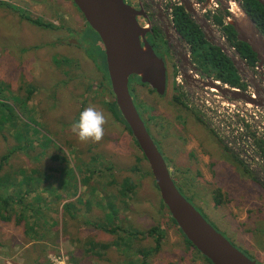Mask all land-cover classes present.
Masks as SVG:
<instances>
[{
  "label": "rangeland",
  "instance_id": "rangeland-1",
  "mask_svg": "<svg viewBox=\"0 0 264 264\" xmlns=\"http://www.w3.org/2000/svg\"><path fill=\"white\" fill-rule=\"evenodd\" d=\"M12 9L53 28L35 26ZM213 29L215 39L221 43L222 38L226 44L221 30ZM94 41L101 44L71 1L0 0L1 99L20 114L10 131L3 132L10 134L12 146L16 144L12 135L18 132L25 140L35 139L29 151L28 144L22 143L13 163L41 170L38 179L42 183L37 180L35 184L43 189L40 193L45 201L39 209L47 222L42 224L38 244L32 245L19 218L0 219V264H52L50 257L61 255L68 257L69 264H139L143 251L156 246L155 238L148 234L155 226L163 231L162 247L145 264H206L161 207L159 190L132 133L109 111L108 98L96 93L103 73L95 61L97 54L90 50ZM181 43L189 54L187 44ZM178 58L169 54L165 96L140 82L142 85H130L133 99L142 105L138 110L147 119L186 199L236 248L264 264V161L252 148V136L260 137L259 129L264 130L262 109L249 106L245 111L243 105H230L215 90L185 83ZM180 94L193 114L173 103L174 95ZM89 104L110 117L99 143L80 142L71 131ZM30 127L41 133L33 135ZM8 149L0 139V158ZM52 153L62 160L53 161ZM62 163L70 175L59 181L60 171L49 169ZM128 178L137 187L123 198L122 183ZM45 188H53V193ZM70 202L77 210L83 209L76 218H68L64 211L63 206ZM111 203L118 207L113 209L120 212L117 217L110 218L103 208ZM86 208L92 210L90 216L84 213ZM117 225L130 235L112 232ZM107 244L109 248L104 249Z\"/></svg>",
  "mask_w": 264,
  "mask_h": 264
},
{
  "label": "water",
  "instance_id": "water-1",
  "mask_svg": "<svg viewBox=\"0 0 264 264\" xmlns=\"http://www.w3.org/2000/svg\"><path fill=\"white\" fill-rule=\"evenodd\" d=\"M70 1L78 8L88 26L102 43L109 83L119 112L147 161L161 201L177 227L193 247L212 264H258L218 232L181 193L171 176L164 156L139 114L130 89L132 78L139 77L142 84L148 85L160 96L166 95L168 87L167 64L146 40L145 36L148 31L142 29L137 20V16L141 13L126 4L124 0ZM217 1L221 4L223 11L227 12L228 23L234 28L237 40L251 48L257 57L259 67L263 69L264 36L244 8L242 0ZM256 1L264 6V0ZM182 2V7L188 14L193 15L192 18L204 31L207 40L227 54L239 71L240 63L244 60L232 54L222 42L216 41L213 36V26L206 18L195 12L192 0H182ZM171 22L166 27L168 41L171 37L169 31L173 30L186 45V40ZM178 57L182 63L181 74L185 83L196 85L191 75L198 73V68L192 62L190 52L188 54L185 50L179 51ZM184 64L191 69V75L185 71ZM246 65L249 67L248 63ZM202 79V87L206 90H215L216 94H219L227 103L254 106L264 110V99L261 97L264 95V90L261 88V82L257 83L252 80L255 89L253 94H248L246 91L224 86L210 78Z\"/></svg>",
  "mask_w": 264,
  "mask_h": 264
},
{
  "label": "trees",
  "instance_id": "trees-1",
  "mask_svg": "<svg viewBox=\"0 0 264 264\" xmlns=\"http://www.w3.org/2000/svg\"><path fill=\"white\" fill-rule=\"evenodd\" d=\"M244 7L248 11L252 19L255 21L259 31L264 36V6H262L256 0H245ZM12 10H14L22 19L28 21L29 23L35 26H38L43 29L53 28V25L51 24L44 23L40 19L34 18L30 15L29 16L25 15L23 14L24 12L20 13L19 9H12ZM208 18L217 28L221 30L222 36L225 38L228 45L231 48L235 49L237 53L244 60H246V62L251 67L255 68L258 63L257 57L252 52L251 48L248 45L239 42L237 40V35L235 33L234 28L226 21V18H228L227 12L219 11L213 16L208 15ZM173 24L177 32L186 40L191 53L190 54L191 60L194 63V65L198 68L197 74L201 78H207V79L210 78L220 83L223 82L222 84L226 86L240 89L243 91L247 89L246 87L247 84L244 83V79L239 74L231 58L227 54H225L218 46L213 45L207 40L204 31L200 28V26L196 23V21L192 18V16L187 13L184 7L182 6L176 7L173 10ZM90 50L95 54H97L95 55L96 56L95 58H97L95 61L103 73V76L99 80V85H98L99 90L97 89L96 93H98L102 97L108 98L107 107L109 111L113 114V116L118 122H121L126 126L127 130L131 134L130 128L128 127L127 123L123 120L119 112L118 106L116 104L115 96L110 87L109 76L106 66V59L103 48H99L94 41L93 45H91L90 47ZM133 84H141L140 78L139 77L132 78V80H130V85ZM143 86L148 87V85H144V84ZM183 99L185 98L181 94L174 95L173 103L178 106H183L191 111V109L188 107V105L185 103ZM134 101H135L134 102L135 105H137L136 106L137 109L142 108V105L139 104L136 101V99H134ZM25 110L26 108L23 106V111ZM139 113L149 130L148 123L146 121L147 119H144L142 117L141 112ZM191 113L193 114L192 111ZM19 116L20 114L17 111H15V108L9 103V101L7 100L5 101L1 99V91H0V139H4V141L7 144V148H9L8 152L5 153L0 158V219L3 222H10L12 221V217L19 218L20 224H22L24 227L25 234H29V240H28L29 244L35 245L38 244L37 239L39 238L38 235H40L42 224L47 225V222H45L46 217L41 215L39 209V207L42 206L45 201V199H43L40 193L43 191V189L41 185L37 186L35 184L37 180H39V182L42 183L41 181L42 179L40 178L38 179V176H40L42 172H40L41 171L40 169L28 170L22 164H18L16 162L13 163V157L15 156V154L17 152H21L22 150V143L26 142V144H28L29 146L28 151H29L33 147L32 143L33 141H35V139L31 137V139L25 140L22 133L18 132L15 135H12L13 140L16 141V144L12 146L9 140L11 138L10 134L3 132L4 130L9 132L10 125H12L15 122L16 118L19 119ZM153 119H155L154 116H152V120ZM30 129L33 131V135H38L41 133L37 128L35 129L30 127ZM252 137L254 139V142L256 143L255 145H256L257 155L262 160H264V141L258 139L254 135ZM42 144L43 146L46 145L44 141L42 142ZM49 157L53 159V161L62 160V157H60V155H57L56 153H52ZM96 161L98 162V159H96ZM134 170L141 171V169H137V168H135ZM49 171H60V174L58 175L59 181L61 177L65 178L66 175L68 174L70 175V173H68V170L65 169L63 163L60 164L59 166L51 167ZM122 187L123 188L121 190V195L123 198H126L128 197V194L130 195L135 191L137 186L130 178H128L127 180H124V182L122 183ZM177 187L181 191V193L184 194V192L182 191V189L179 188L178 185ZM52 189L45 188L44 190L47 192L51 191V193H53ZM75 205L76 204L70 202V203H66L63 206L64 211L66 212L68 211V215H67L68 218H76L75 214L83 211V209L77 210ZM114 207L115 208L117 207V205L114 203L108 204L107 207L103 206V208L108 212L107 215L109 216L111 214L110 218H112V216L117 217L118 215H120L119 211L114 212L113 210ZM161 207L163 209H166L162 201H161ZM91 212L92 210L90 208H86L84 213L90 216ZM167 213L169 215V212ZM170 222L177 228L176 222L171 217H170ZM177 230L180 233V235L185 239L186 243L193 250H196L193 247V245L187 240V238L184 236L181 230L179 228H177ZM112 232H114L115 234L121 233L123 235H130L125 229H123L121 225H117V227L113 229ZM148 234L151 237L155 238L156 246L149 250L143 251V253L141 254L142 262L139 264H145L144 261L148 260L151 254L159 252L162 247L161 241L163 238V231H161L159 227L157 226L153 227L148 232ZM119 236L121 238L120 240L123 241L124 237L122 235ZM39 240L41 241V238ZM103 248L108 249L109 245L107 244L106 246H103ZM130 254L131 251L129 255ZM199 255L206 262V264H212L209 259L201 255L200 253Z\"/></svg>",
  "mask_w": 264,
  "mask_h": 264
},
{
  "label": "flooded vegetation",
  "instance_id": "flooded-vegetation-1",
  "mask_svg": "<svg viewBox=\"0 0 264 264\" xmlns=\"http://www.w3.org/2000/svg\"><path fill=\"white\" fill-rule=\"evenodd\" d=\"M180 1L182 2V0H180ZM196 1L198 2L199 5L198 6L192 5L195 12L198 13L199 16L206 18L207 21L213 27H215V25L212 23V21L209 20L208 15L213 16L214 14L218 13L219 11H223L221 4L217 0H196ZM244 1L245 0H242L243 6H244ZM124 2L126 4H128L129 6H131L132 8H134L136 11H138V13H141V15L137 16V20H138L140 26L142 27V29L148 31V33L145 36L146 40L152 45L153 50L156 52V54L159 57H161L162 59H164V61L167 64L168 59H169V54L172 55V53H175V55H176V51H175L174 45H172L173 47L170 45L171 37L168 41V37H167V33H166L167 32L166 27L168 25H170V22H169L170 18L166 12V9H168L169 6H173V9H175L176 7H180L182 5H177L174 0H124ZM223 12H225V11H223ZM201 14H203V15H201ZM228 20H229V17L226 18L227 22H228ZM214 35H215V29H213V36ZM216 41L220 42L219 40H216ZM221 42L223 44H225L224 41L222 40V38H221ZM95 44L99 48H103L102 43L100 44V43H98V41H95ZM225 45L228 47V49L230 48L229 50L232 49L228 45L227 42ZM159 47H161L162 50ZM103 51H104V49H103ZM236 53H237V51H236ZM234 55L236 56V54H234ZM238 55L239 54L237 53V56ZM238 57H241V56L239 55ZM244 61L246 62V60H244ZM258 64L259 63H257V65ZM257 65H256V67H257ZM249 68L252 69L251 71H250V69H249V71L247 70L248 73H252L251 78L246 76V74H245L246 71L244 72V70L241 68V66H240V69L238 72L240 74L244 75V78H243L244 83L247 84L246 85L247 89L245 91L248 94H253L255 87H254V83L252 84L251 82H252V80H254L255 82H258V81L260 82V78L264 76V67H263V69L258 67L259 68L258 72L255 71L254 70L255 68L254 67L252 68L250 65H249ZM247 82L252 86H250ZM251 88H253V89H251ZM249 91H251V92H249ZM150 134H151V132H150ZM151 136H152L154 142L156 143L157 140L155 139V137L152 134H151ZM156 145H157V143H156ZM157 147H158V145H157ZM94 170H97V169H94Z\"/></svg>",
  "mask_w": 264,
  "mask_h": 264
},
{
  "label": "clouds",
  "instance_id": "clouds-1",
  "mask_svg": "<svg viewBox=\"0 0 264 264\" xmlns=\"http://www.w3.org/2000/svg\"><path fill=\"white\" fill-rule=\"evenodd\" d=\"M110 117L97 106L89 104L84 108L76 122L71 125L72 133L80 142L99 143L105 135V125L109 123ZM53 264H66L67 258L50 257Z\"/></svg>",
  "mask_w": 264,
  "mask_h": 264
},
{
  "label": "built area",
  "instance_id": "built-area-1",
  "mask_svg": "<svg viewBox=\"0 0 264 264\" xmlns=\"http://www.w3.org/2000/svg\"><path fill=\"white\" fill-rule=\"evenodd\" d=\"M175 1V3L177 4V5H181V2H180V0H174ZM192 2H193V4L192 5H196V6H198L199 4H198V2L196 1V0H192ZM173 6H169L168 7V9H166V12H167V14H168V16H169V18H170V22L171 23H173ZM223 40V39H222ZM230 52L232 53V54H236V56H237V53H236V51L232 48L231 50H230ZM240 66H241V68L244 70V71H246V76L248 75V72H247V70L249 69V67L246 65V62H244V61H241V63H240ZM259 67V64L257 65V67L254 69L255 71H257L258 72V68ZM195 74H197V73H195ZM198 75V74H197ZM242 75V74H241ZM199 76V75H198ZM242 78H244V75H242ZM260 82H261V88L262 89H264V80H262V77L260 78ZM224 86H226V85H224ZM263 99H264V95H262L261 96ZM244 106V110L245 111H247V109L249 108V106H247V105H243ZM257 108V107H256ZM257 109H262V108H257ZM262 111V113H263V116H264V110L262 109L261 110ZM259 134H260V137H258L257 136V138L258 139H260V140H263L264 141V130L263 129H259ZM247 137V136H246ZM252 139H253V137H252ZM254 140V139H253ZM254 142V141H253ZM252 148H253V152H255L256 151V145H255V142H254V145L252 146ZM258 156V155H257ZM259 157V156H258ZM260 158V157H259ZM262 161H264V160H262ZM64 257H66V256H64V255H61V256H59V257H56V258H64ZM67 258V260H66V264H69V262H68V257H66ZM52 264H53V260H52Z\"/></svg>",
  "mask_w": 264,
  "mask_h": 264
},
{
  "label": "bare ground",
  "instance_id": "bare-ground-1",
  "mask_svg": "<svg viewBox=\"0 0 264 264\" xmlns=\"http://www.w3.org/2000/svg\"><path fill=\"white\" fill-rule=\"evenodd\" d=\"M134 4V3H133ZM76 7V6H75ZM80 12V11H79ZM86 22V21H85ZM92 32H94V31H92ZM170 33H171V39H170V44L171 45H174V48H175V51H176V56L178 57V51H181V52H183V49H182V43H181V40H180V37L176 34V32L175 31H173V30H171L170 31ZM96 34V33H95ZM263 35V34H262ZM92 36V35H91ZM97 36V35H96ZM93 38H95L94 36H93ZM217 38V37H216ZM75 42V41H74ZM225 45V44H224ZM230 49V48H229ZM191 54V53H190ZM100 55V54H99ZM178 60H179V58H178ZM186 64V63H185ZM184 64V65H185ZM183 65V67H185L184 69H185V71L189 74V75H191V69L189 68V67H187V65H185L184 66ZM253 68V67H252ZM249 71V70H248ZM181 72V71H180ZM245 72V71H244ZM248 75H251V73H248ZM202 76V75H201ZM206 76V75H205ZM191 77L195 80V82H196V84L197 85H200V86H202V83H201V81H200V79L198 80L194 75H191ZM176 79V78H175ZM207 79V78H206ZM181 83V82H180ZM223 83V82H222ZM221 83V84H222ZM248 83V82H247ZM252 83V82H251ZM253 84V83H252ZM193 86V85H192ZM192 88V87H191ZM201 90V89H200ZM213 90V89H212ZM215 92V91H214ZM249 92H251V91H249ZM206 96H207V94H206ZM210 96V95H209ZM208 97V96H207ZM211 97V96H210ZM209 98V97H208ZM207 98V99H208ZM222 98V97H221ZM220 98V99H221ZM212 100V99H211ZM213 101V100H212ZM216 101H218V100H216ZM224 101V100H223ZM217 104V103H216ZM215 104V105H216ZM231 105V104H230ZM236 105V104H235ZM197 106V105H196ZM209 106V105H208ZM239 108V107H238ZM222 109H224V106H223V108ZM193 110H195V109H193ZM231 110V109H230ZM240 110V109H239ZM226 111H227V109H226ZM248 111V110H247ZM250 111H251V109H250ZM194 112V111H193ZM251 112H253V111H251ZM257 112V111H256ZM212 113V112H211ZM242 113V112H241ZM226 114V113H225ZM249 114V113H248ZM255 114V113H254ZM234 115V114H233ZM261 115V114H260ZM226 116V115H225ZM233 117V116H232ZM260 117V116H259ZM234 118V117H233ZM236 118V117H235ZM242 118V117H241ZM250 118V117H249ZM256 118V117H255ZM262 118V117H261ZM261 118H260V120H261ZM227 119V118H226ZM229 120V119H228ZM251 120H252V118H251ZM204 121V120H203ZM253 121V120H252ZM229 122V121H228ZM253 124V123H252ZM244 125L245 124H243V127H244ZM248 125V124H247ZM262 125V124H261ZM250 126V125H249ZM256 126V125H255ZM238 127H240L239 125H238ZM248 129V128H247ZM244 130V129H243ZM254 130V129H253ZM226 131H228L227 130V128H226ZM256 131V130H255ZM230 132H231V130H230ZM241 132V131H240ZM245 133H247V132H245ZM231 134V133H230ZM248 134V133H247ZM245 135V134H244ZM227 136H229V135H227ZM241 136V135H240ZM235 137H236V135H235ZM244 137V136H243ZM246 137V136H245ZM255 137H256V134H255ZM229 138H230V136H229ZM239 138V137H238ZM241 139V138H240ZM239 139V140H240ZM244 139V138H243ZM256 139V138H255ZM231 140V139H230ZM252 142V141H251ZM262 142V141H261ZM240 143V142H239ZM246 143V142H245ZM259 143V142H258ZM254 144V143H253ZM256 144V143H255ZM263 144V143H262ZM241 145V144H240ZM236 146V145H235ZM251 146V145H250ZM232 147V146H231ZM236 150H238V149H236ZM240 152H241V150H240ZM237 153V152H236ZM235 153V154H236ZM247 154V153H246ZM255 155V154H254ZM244 156V155H243ZM256 157V156H255ZM246 158V157H245ZM259 163V162H258ZM254 167V166H253ZM252 169V168H251ZM264 174V173H263ZM264 178V177H263ZM262 178V179H263ZM258 181V180H257ZM243 253V252H242Z\"/></svg>",
  "mask_w": 264,
  "mask_h": 264
}]
</instances>
